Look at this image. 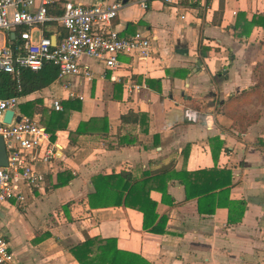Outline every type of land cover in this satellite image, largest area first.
Here are the masks:
<instances>
[{
    "label": "crops",
    "instance_id": "crops-1",
    "mask_svg": "<svg viewBox=\"0 0 264 264\" xmlns=\"http://www.w3.org/2000/svg\"><path fill=\"white\" fill-rule=\"evenodd\" d=\"M64 1L31 28L34 40L65 33L54 18ZM120 1L112 26L149 37V59L120 54L112 70L84 55L90 77H55L20 100L47 131L32 153L45 183L21 187L23 206L0 203L7 264H81L68 249L94 236L150 264H264V0ZM25 28L0 31V47ZM120 173L137 185L129 206L124 178H101ZM144 193L155 203L147 217Z\"/></svg>",
    "mask_w": 264,
    "mask_h": 264
},
{
    "label": "built area",
    "instance_id": "built-area-1",
    "mask_svg": "<svg viewBox=\"0 0 264 264\" xmlns=\"http://www.w3.org/2000/svg\"><path fill=\"white\" fill-rule=\"evenodd\" d=\"M56 0H0V31L9 33L19 26L26 27L18 34V45L0 47V71L9 73L18 82L22 69L39 70L44 63L57 67V79L65 76L83 75L90 77L88 67L81 65L82 56L100 61L105 67L116 70L122 66L120 54L131 58L147 60L154 53L150 38L135 32L121 36L113 28L112 21L122 6L117 1H95L90 4L62 2V12L56 20L65 29L55 43L40 35L34 40L30 30L52 19L48 6ZM153 0H137L146 7ZM165 5L180 6L182 1L204 3L209 0H159ZM133 81L128 91L138 89ZM19 90V85H18ZM24 95L0 97V136L3 139L7 164L0 166V203L14 199L17 205H25L26 196L22 186L29 191L42 189L45 178L32 165V153L47 138V131L39 121L19 112V103ZM60 99H49V110L61 109ZM6 110H12L10 122L3 121ZM191 119L195 120L194 113ZM18 117V119H16ZM47 151L43 159L48 161ZM11 258L8 241L0 235V264H7Z\"/></svg>",
    "mask_w": 264,
    "mask_h": 264
},
{
    "label": "trees",
    "instance_id": "trees-1",
    "mask_svg": "<svg viewBox=\"0 0 264 264\" xmlns=\"http://www.w3.org/2000/svg\"><path fill=\"white\" fill-rule=\"evenodd\" d=\"M17 31L15 33L19 34L21 30L18 29ZM17 41L18 39L10 40V43H12L10 46L13 47ZM56 75L57 67L51 62L44 63L37 71L26 68L22 69L18 82L9 73L0 71V97L31 93L49 84ZM61 115L62 113L57 114L58 117H61ZM87 125L88 123H80L77 128V133L85 131ZM58 126L64 128L65 124L61 123ZM53 130L51 131L53 132ZM194 174L197 175L196 173ZM101 178L105 182L124 178L125 183L123 187L127 190V193L123 203L126 204L125 206H129L127 204L135 196L134 190L137 189V185L131 184L128 175L126 173H120L119 175L102 176ZM119 196L120 192L118 198ZM187 196H189V192ZM141 203L140 210H142L144 217L154 214L155 203L147 197V193L141 196ZM146 226L147 224L144 223V227ZM68 250L81 264H150L146 259L136 253L117 248L114 238H102L100 236L88 237L84 241L69 247ZM89 251H92V253L87 255Z\"/></svg>",
    "mask_w": 264,
    "mask_h": 264
},
{
    "label": "water",
    "instance_id": "water-1",
    "mask_svg": "<svg viewBox=\"0 0 264 264\" xmlns=\"http://www.w3.org/2000/svg\"><path fill=\"white\" fill-rule=\"evenodd\" d=\"M10 35H14V33L11 32ZM12 114H13L12 110H6L4 115H3V121L7 122V123L10 122ZM16 119H18V117ZM6 157L7 156H6L5 145H4L2 137L0 136V166H5L7 164V158Z\"/></svg>",
    "mask_w": 264,
    "mask_h": 264
},
{
    "label": "rangeland",
    "instance_id": "rangeland-1",
    "mask_svg": "<svg viewBox=\"0 0 264 264\" xmlns=\"http://www.w3.org/2000/svg\"><path fill=\"white\" fill-rule=\"evenodd\" d=\"M165 5V4H164ZM168 6H170V5H168Z\"/></svg>",
    "mask_w": 264,
    "mask_h": 264
}]
</instances>
